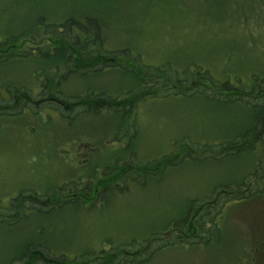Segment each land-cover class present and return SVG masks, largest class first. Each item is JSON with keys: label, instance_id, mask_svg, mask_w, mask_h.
Segmentation results:
<instances>
[{"label": "rangeland", "instance_id": "374dc122", "mask_svg": "<svg viewBox=\"0 0 264 264\" xmlns=\"http://www.w3.org/2000/svg\"><path fill=\"white\" fill-rule=\"evenodd\" d=\"M240 1L0 0V264H117L123 245L128 264H257L264 102L215 87L264 75V0ZM233 2L205 19L203 9ZM69 18L90 19L88 50L125 51L124 69L58 79L73 53L41 31ZM150 67L185 82L142 100ZM85 93L129 95L123 110L89 113L70 103ZM244 191L256 195L235 200ZM204 212H217L205 243L176 237L197 235Z\"/></svg>", "mask_w": 264, "mask_h": 264}, {"label": "trees", "instance_id": "16d2710c", "mask_svg": "<svg viewBox=\"0 0 264 264\" xmlns=\"http://www.w3.org/2000/svg\"><path fill=\"white\" fill-rule=\"evenodd\" d=\"M243 3H244L243 0L238 2L239 5H242ZM236 6H237L236 2L225 3L223 8H211L209 10L203 9L202 11L204 12L203 15H205V19H210V21L212 22V18H210V17L213 16V18H215V17L219 16L221 18L224 16V14H226V15L229 14L230 11L233 8H235ZM238 10L240 12H245V9H238ZM85 22H86L85 24H81L79 22L74 21L73 18H69L67 20L62 21L59 24H51L47 27L46 31H43V30L41 31V32H44L47 34L55 33L57 35V33H59L62 37H59V39H57L53 42L56 44H59V46H65L67 48V50L71 49V53H73V54H71V55H69L63 59L64 61H63L62 66L65 69L63 71L66 73V75L65 76L63 74L59 75V72H58L56 75V77L58 79L66 78V77H68L67 75L84 76L85 74H88V73H98V72L103 71V69H105V68H116L117 67V68L124 69L121 64L124 61H127L128 59H130V57H127L125 51H115V52H112V53H114L113 55H110V54H108L109 52L104 51V50H99V51L98 50H94V51L88 50L89 46H90V48H92L91 44H90V19H86ZM93 24H94L95 31H96L95 36L97 39H99V34H100L99 26H98L97 22L93 21ZM228 24H229V22H228ZM73 27H75L81 33V35H78V33L73 29ZM65 37L67 39L71 40V44H68V42L65 40ZM17 40H19V38H9L7 41H8V43L15 45V44H17L16 43ZM117 55L122 57V58L118 57ZM125 68H127V67H125ZM149 69L153 72L151 77H154V79L152 80V78H151L149 80L150 85L148 86V88L143 87V88H140L138 90V91H143L141 94L143 96L142 100L145 98H148V97L158 96L155 93V90H159V89H162L163 87H165V85H166L165 82L172 83L173 86L178 87V88L183 86V83L185 82L182 80L175 79L172 76V74L169 75L168 77H166L164 75L163 71L160 70V68L150 67ZM138 71L139 70H136V69H135V72L131 70L132 73H138ZM201 76H202V74H196L195 78H196L197 82H199V80L203 79ZM205 77H207V79L205 81L211 80V78L209 76H207V74ZM236 80H238V83H233V84L230 83L229 81L221 80L222 83L215 86V87L219 91H221L222 93H226V95L227 94H232L233 96L236 95V98L239 100H243L244 103H247L248 100H250L252 102L255 101V103L260 101V100L262 103L264 102V75L263 76L251 75L250 76V82L248 84H245V85L240 84L239 78H236ZM160 81H162V82L159 86ZM141 82L144 85H146L145 84L146 80H144V78L141 79ZM199 83H201V82H199ZM41 84H42V86L40 87L41 88L40 93H43L44 86H46V88H48L50 86V84H44V83H41ZM57 87H58V84L53 86V92H54L53 95H55L57 93L60 94L56 90ZM128 95H126L124 100H116L110 96H105L102 93L99 95H93L90 93H85L83 96H79V97H75V98L71 99L72 102H70V103H73L71 105L72 107L74 106V107H77L79 109L82 108L84 111L89 112V113H90V109H93L94 112H98L100 109H110L111 111L115 112L118 110H123L122 107H116V105L122 106L123 105L122 103L126 100ZM55 101H57V99ZM137 101H139V100H137ZM137 101H136V103H137ZM59 103H60L59 105H64L62 102H59ZM118 104H121V105H118ZM4 106L5 105H0V108H3ZM25 109H27V108H25ZM128 109H130V108L128 107ZM262 133L263 132H261V131L258 133L257 142L264 144V138H262V139L260 138L261 135H264ZM226 146L227 145H225V147ZM170 156H173V155H170ZM170 156H165V157H170ZM170 162L171 161L165 162V158H164V159L158 161L157 165H159L163 169L164 167L172 164ZM118 172H120V175H121L122 171L118 170L117 173ZM85 189L87 190V187H85ZM260 190H261V192L263 191V189H260ZM260 190H257V191L254 190V191H256L258 193V192H260ZM245 191H247V190H245ZM245 191L243 193H245ZM248 192H246L245 194H239L235 200L241 202L242 200L249 199L250 197L256 195V194L252 193L253 191H251L250 193H248ZM21 197H22V193H20L19 199ZM206 204H204V205H206ZM199 215H201L200 219L198 220L197 224L195 223L197 225V227H199V233L197 235L195 233L196 236L193 234L183 236L182 234L177 233L176 237L178 239H183L184 237L185 238H196V240L200 241L201 243L206 242L205 241L206 232L204 231V227H205L204 223L213 224V227H214L215 226L214 218L217 217V212H204V213H199ZM185 221L186 220H184L181 223H178V225L180 227H178V225L175 224V229H177V228L179 229V228L183 227ZM182 242H185L186 244H195L196 245V243L191 242L190 239L188 241H182ZM123 246H127V245H123ZM123 246H120L121 248H117V250H116L117 255L116 256H118L120 253H124ZM128 246H132V245H128ZM261 253H264V251H262ZM108 259L110 260V258H108ZM257 262H258V264L263 263L264 259L261 261H257ZM24 264H27V261H25ZM117 264H120V263H117Z\"/></svg>", "mask_w": 264, "mask_h": 264}, {"label": "flooded vegetation", "instance_id": "af4514ba", "mask_svg": "<svg viewBox=\"0 0 264 264\" xmlns=\"http://www.w3.org/2000/svg\"><path fill=\"white\" fill-rule=\"evenodd\" d=\"M23 96H27V95H22V97ZM7 101V100H6ZM26 102V97H23V100H22V103H21V110H24V108H25V106H24V103ZM46 102V101H45ZM44 101H43V103H45ZM36 104H38V103H35V105ZM28 106V105H27ZM27 108V107H26ZM28 108H29V106H28ZM30 111H31V109H30ZM85 187L86 186H84V189H85ZM77 192V191H76ZM73 193H75V192H73ZM25 204H23V206H24ZM261 244H263V243H261ZM260 256H263V257H260ZM260 256H256L255 258H252V259H255V260H258V261H261V260H263L264 259V254L262 253ZM129 257V258H128ZM131 257H133L131 254H129V253H120L118 256H117V258H121L120 260H119V262L118 263H121V264H127L128 263V261H130V258ZM75 257H73V258H71V259H66V258H64V259H62L63 261H67L68 263L70 262H72V259H74ZM128 258V259H127ZM257 264H258V262H257ZM259 264H264V262L263 263H259Z\"/></svg>", "mask_w": 264, "mask_h": 264}]
</instances>
